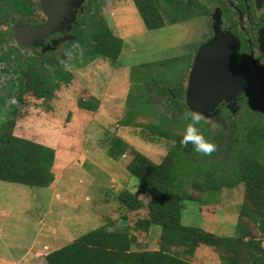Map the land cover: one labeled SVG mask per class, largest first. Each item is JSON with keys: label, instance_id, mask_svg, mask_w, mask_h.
Instances as JSON below:
<instances>
[{"label": "rangeland", "instance_id": "rangeland-1", "mask_svg": "<svg viewBox=\"0 0 264 264\" xmlns=\"http://www.w3.org/2000/svg\"><path fill=\"white\" fill-rule=\"evenodd\" d=\"M6 1L7 6L1 5L5 0H0V14L9 12L11 3ZM33 11L34 20L44 17L36 7ZM106 12L113 20L103 22L121 44L115 60L92 50L76 60L70 54L63 58L59 52L63 74L62 78H53L55 87L47 100L26 93L21 100L4 99L0 104V121H14L13 135L55 151L54 181L49 187L0 181V261L47 264L46 254L99 227L130 234L134 250H158L160 229L142 230L136 224L148 218L146 205L156 198L134 176L148 160L170 168L177 176L180 192L191 196L192 202L182 204L184 225L217 237H235L240 233L237 225H241L244 234L256 237L264 250L257 216L247 214L245 208L250 207V201L246 200V186L239 180L240 161L251 158L248 154L253 149L240 146L233 128L201 119L199 130L217 145L210 155L195 151L193 146L187 154L185 145L152 133L162 129L183 136L189 120L185 121L179 108L169 102L176 98L184 103L190 57L204 29L167 7L161 13L164 26L146 30L132 0H116ZM11 27V23L0 21V51L13 56L17 48L12 34L9 36ZM17 51L22 62L36 57L39 50ZM10 65L0 62L1 95L5 94V80L12 75ZM174 88L179 89L178 93ZM81 100L91 101L96 110L81 109ZM122 121L130 124L124 126ZM254 177L250 180L259 181L258 174ZM209 178L216 182V189L205 186ZM221 179L234 182V186L220 184ZM130 194L143 203V208L132 212L126 209L122 201ZM174 251L193 264H224L222 256L228 254L206 245L197 246L192 256L181 248Z\"/></svg>", "mask_w": 264, "mask_h": 264}, {"label": "trees", "instance_id": "trees-1", "mask_svg": "<svg viewBox=\"0 0 264 264\" xmlns=\"http://www.w3.org/2000/svg\"><path fill=\"white\" fill-rule=\"evenodd\" d=\"M5 3L7 4L8 1L5 0ZM10 3L9 5L15 7L20 13H26L27 5L24 4V0H10ZM146 5L140 3L138 7L145 28L152 31L163 27L164 22L159 13L155 11L153 0L150 1L148 7ZM171 23L173 22L171 21ZM102 36V45L99 47L94 44V54L97 52L101 56L115 60L120 50V41L113 38L108 29H103ZM90 37L95 40L94 31ZM0 62H11L12 64L10 65L12 75L5 80V88L3 87L5 94H0V104H3L4 99L21 100L26 93H32L37 98L47 100L55 87V83L52 82L53 78L58 75L59 78H62L63 74L61 65H57L56 62H49L53 65L49 64L52 68L48 69V66L34 57H27L21 62L18 55L11 56L10 52L0 51ZM178 90V88H174L175 93H178ZM171 96L169 92L170 100ZM169 104L179 108L185 121L190 119H186L189 109L185 103L180 104L176 98H173ZM79 107L87 111H95L97 108L91 101L83 100L79 101ZM121 124L128 126L130 123L122 121ZM13 126L12 119L4 118L0 121V181L30 187H49L54 181L52 173L55 159L54 149L13 135ZM152 133L177 143H180L181 140L180 137L171 135L162 129H155ZM190 146H192L191 143L185 145V153H191ZM187 147L189 148L187 149ZM248 155L251 158H244L240 161L242 171H240L239 180L246 186V200L250 201V207L245 208L247 214L257 216V230L261 236H264V168L252 154ZM247 162H251V164ZM252 169H257L259 172H254ZM254 173L258 174L259 181L250 180L255 178ZM134 176L141 185L149 187L156 194V198L150 200L146 205L148 218L140 219L136 224L142 230H148L150 227L160 229L158 250H134L132 247L135 241L130 234L109 232L105 228L99 227L46 254L47 264H193L179 257L178 252L174 249L181 248L185 254L192 256L199 245L225 250L228 254L222 256L224 264H264L263 248L259 246L256 237L244 234L243 226L237 225L241 234L238 233L235 237H217L211 232L182 223V204L184 201L192 202V198L190 195L180 192L176 182L177 176L170 168L166 169L161 164H155L148 160L143 162ZM207 176L209 177V175ZM215 183L212 178H209L205 186L209 189H216ZM221 183L228 187L234 186V182L222 179ZM122 202L131 212L144 206L131 194Z\"/></svg>", "mask_w": 264, "mask_h": 264}, {"label": "flooded vegetation", "instance_id": "flooded-vegetation-1", "mask_svg": "<svg viewBox=\"0 0 264 264\" xmlns=\"http://www.w3.org/2000/svg\"><path fill=\"white\" fill-rule=\"evenodd\" d=\"M150 1L132 0V3L139 14V4H147L148 7ZM115 2L116 0H67L64 14L58 24L45 35L37 33L38 28L48 22V17L42 12L40 0L36 3L26 0L25 14L20 13L13 6H8V14H0L5 17L0 21L11 23L9 36L12 34L10 37L13 38L17 50L32 49L35 52L37 49L39 50L36 52L37 56L33 57L39 62L42 61L44 65L56 62L59 65L58 62L62 59L59 52L62 53L63 58L66 54H70L72 56L70 58L76 60L80 59L85 51L94 52V44L99 47L102 45L103 29L110 31L104 24V19H112L107 16L106 11ZM4 3L2 2L1 5ZM153 3L160 17L168 7L181 19L191 20V23L199 26V29H204L203 34L198 35V45L190 57V69L199 49L213 40L218 41L215 49L229 53L228 58L231 59L229 71L237 73L236 83L231 91L236 92L238 89V92L235 97L231 96L215 104L203 114L202 118H208L215 125L233 128L232 134L237 138L236 140H239L240 146L244 149L245 147L253 149L252 155L264 168V0H153ZM35 7L42 13L43 18L34 20L31 17ZM142 23L144 24L143 20ZM25 30L30 31L31 34L36 32V35L30 37L22 33V39L29 44L21 45L16 32ZM93 31L96 34L95 40L90 37ZM111 36L115 38L112 33ZM9 49L13 50L12 47ZM17 50L14 54L21 59V54ZM190 69L184 90L186 106L185 94ZM227 135L232 136L230 133ZM247 163L251 164V162ZM252 170L259 172L257 169Z\"/></svg>", "mask_w": 264, "mask_h": 264}, {"label": "water", "instance_id": "water-1", "mask_svg": "<svg viewBox=\"0 0 264 264\" xmlns=\"http://www.w3.org/2000/svg\"><path fill=\"white\" fill-rule=\"evenodd\" d=\"M67 0H40L42 12L48 17V22L38 28L39 35L49 33L59 22L64 14ZM29 32V33H28ZM32 36L30 31H17V39L21 45L29 44L22 39L21 34ZM218 41L213 40L202 46L193 63L188 80L185 98L189 110L202 114L208 112L221 100L235 97L236 92L231 91L236 83L237 73L229 71V53L215 49ZM225 44V43H224ZM223 45V44H222Z\"/></svg>", "mask_w": 264, "mask_h": 264}, {"label": "clouds", "instance_id": "clouds-1", "mask_svg": "<svg viewBox=\"0 0 264 264\" xmlns=\"http://www.w3.org/2000/svg\"><path fill=\"white\" fill-rule=\"evenodd\" d=\"M202 116L203 114L198 111H189L186 119H190L185 125L184 134L181 137L180 143L182 145L191 143L195 151L210 155L216 150L217 145L206 139L204 134L199 130L198 125Z\"/></svg>", "mask_w": 264, "mask_h": 264}, {"label": "crops", "instance_id": "crops-1", "mask_svg": "<svg viewBox=\"0 0 264 264\" xmlns=\"http://www.w3.org/2000/svg\"><path fill=\"white\" fill-rule=\"evenodd\" d=\"M0 264H2V261H0Z\"/></svg>", "mask_w": 264, "mask_h": 264}]
</instances>
